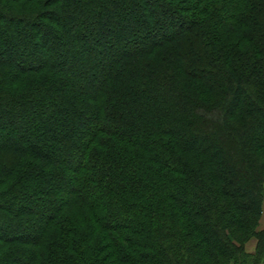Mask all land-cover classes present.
<instances>
[{"label":"trees","instance_id":"trees-1","mask_svg":"<svg viewBox=\"0 0 264 264\" xmlns=\"http://www.w3.org/2000/svg\"><path fill=\"white\" fill-rule=\"evenodd\" d=\"M263 214L264 0H0V264H264Z\"/></svg>","mask_w":264,"mask_h":264},{"label":"rangeland","instance_id":"rangeland-1","mask_svg":"<svg viewBox=\"0 0 264 264\" xmlns=\"http://www.w3.org/2000/svg\"><path fill=\"white\" fill-rule=\"evenodd\" d=\"M260 228L264 229V214L260 222ZM256 246H257V239L255 237H251L247 243V250L253 252L256 250Z\"/></svg>","mask_w":264,"mask_h":264}]
</instances>
